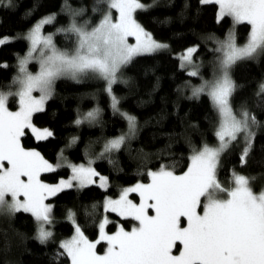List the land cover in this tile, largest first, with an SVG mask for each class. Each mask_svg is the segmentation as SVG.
Masks as SVG:
<instances>
[{
	"label": "snow or ice",
	"instance_id": "1",
	"mask_svg": "<svg viewBox=\"0 0 264 264\" xmlns=\"http://www.w3.org/2000/svg\"><path fill=\"white\" fill-rule=\"evenodd\" d=\"M200 4L217 5V23L230 17L232 28L224 40H218V72L212 80L205 81L192 90L193 97L204 93L218 113L219 124L215 132L217 145L204 143L199 150H193L187 171L180 175L161 165L158 171H149L151 183H137L122 190L117 200L106 199L105 211L116 212L122 217H131L138 226L131 231L123 228L113 235L105 233L107 219L99 224V238L90 241L75 223V213L68 212L73 221L74 235L59 244L70 264H264V190L254 192L252 181L233 170L230 186L225 187L218 179L221 157L232 144L243 135L244 149L241 163L246 162L252 147L251 131L258 121L246 109L235 113L231 97L235 92L229 69L238 61L254 59L264 54V0H199ZM108 8L119 15L115 20L109 11L90 30L87 23L77 24L75 20L67 28L57 29L75 37L71 49H61L53 42V35H42L45 25L51 24L55 15L37 21L24 39L29 48L24 56L17 57L18 74L13 77L17 91H0V212L10 215L17 212L30 213L36 222V239L46 243L53 232L46 228L52 224V206L45 204L48 196H54L65 188H72L73 181L79 188L94 183L98 174L90 166L68 164L72 176L56 185L42 183L41 172H52L57 167L45 160L39 152L26 150L21 146V137L30 129L37 140L47 139L53 133L48 129H38L32 123L34 113L44 111L45 102L53 95V86L59 78H70L79 82L89 75L106 82L105 91L111 96V106L119 111L118 98L112 94V85L118 82V72L138 55L150 54L168 48L157 42L152 35L136 21L134 14L146 11L151 5L140 0H105ZM0 4L10 6L11 0H0ZM246 23L250 26L247 41L240 46L236 43V26ZM134 37L136 43L129 44ZM10 42L0 38V45ZM197 47H189L178 56L181 67L193 66V54ZM31 61H36L39 70H28ZM6 67L7 65H0ZM198 76L199 71L188 72ZM33 93H39L34 96ZM264 94V83L257 95ZM18 98L19 108L10 111L9 97ZM98 109L90 111L84 120L95 121ZM128 122L129 132L105 144L104 151L120 149L127 137L136 129V117L121 113ZM77 125L81 119L75 121ZM74 137L71 143H75ZM7 162V166L3 162ZM27 177V180L21 179ZM100 186L107 183L106 177H99ZM140 195L139 205L128 199V194ZM23 199H19V197ZM10 197V202L9 198ZM202 209L199 214L197 209ZM152 209L155 215H149ZM186 218L187 226H182L181 218ZM107 241L103 255L97 254L96 246ZM179 241L183 245L180 254L172 250Z\"/></svg>",
	"mask_w": 264,
	"mask_h": 264
},
{
	"label": "trees",
	"instance_id": "2",
	"mask_svg": "<svg viewBox=\"0 0 264 264\" xmlns=\"http://www.w3.org/2000/svg\"><path fill=\"white\" fill-rule=\"evenodd\" d=\"M140 2L151 7L138 10L135 19L169 48L138 55L123 67V78L112 86L119 111L110 106L104 80L91 75L79 82L59 78L44 111L32 116L34 125L49 129L53 135L37 140L25 130L21 137L24 147L37 150L52 163L61 157L76 164L91 160L95 171L106 176L107 187L89 184L66 188L48 198L52 206V224L48 226L53 237L43 244L35 238L36 224L31 214L0 213V264H70L66 255H58L63 251L60 242L73 231L69 210L75 213L76 224L89 240L98 237V224L104 216L107 232H114L118 226L129 230L137 222L105 211L104 199L117 197L128 185L148 182V172L159 170L161 165L181 174L188 168L194 149L199 150L204 143H216L218 113L206 94L193 97L189 86L211 75L210 65L218 55L215 45L226 37L230 17L217 23V5H202L199 0ZM108 10L105 0H11L10 6L0 4V38L10 37V42L0 45V65H7L0 66V91H16L13 77L18 74L17 57L26 53L28 44L21 35L39 18L54 14V21L45 25L43 32L54 34L53 42L58 48L71 49L75 37L58 33L57 29L67 28L73 20L92 27ZM249 29L246 23L236 26L237 43L245 41ZM191 45L197 47L194 59H200L202 64L198 76H189L175 56ZM31 69H35V64ZM230 76L236 85L231 97L233 110L239 113L246 109L258 123L251 129L255 135L246 162L242 164L240 159L245 146L241 135L222 155L218 179L228 185L234 170L256 177L251 186L258 191L264 188V94L257 95L264 83V54L236 62L230 68ZM16 101L17 97H9V107L15 108ZM94 106L99 110L95 121L84 120ZM121 112L136 117V129L120 149L105 152V144L127 129ZM77 119L82 123L77 125ZM74 137L76 142L71 143ZM69 175L70 169L64 165L41 173L40 179L55 183ZM132 197L137 200L135 195ZM96 248L102 251L104 243H98Z\"/></svg>",
	"mask_w": 264,
	"mask_h": 264
},
{
	"label": "rangeland",
	"instance_id": "3",
	"mask_svg": "<svg viewBox=\"0 0 264 264\" xmlns=\"http://www.w3.org/2000/svg\"><path fill=\"white\" fill-rule=\"evenodd\" d=\"M142 3V2H141ZM144 4V3H143ZM146 5V4H145ZM107 7H108V5H107ZM218 7V6H217ZM109 9V8H108ZM111 12V15L113 16V19L115 20L116 18H118V15H119V13L115 10V9H109L108 11H107V13L108 12ZM47 16H49V15H46V16H43V17H41V18H39L37 21H39V20H41L42 18H44V17H47ZM103 18V17H102ZM102 18L98 21V23L102 20ZM134 18H135V14H134ZM231 19V18H230ZM36 21V22H37ZM137 21V20H136ZM35 22V23H36ZM138 22V21H137ZM34 23V24H35ZM97 23V24H98ZM33 24V25H34ZM96 24V25H97ZM32 25V26H33ZM96 25H94V26H96ZM232 25H233V21H232V19H231V26H230V29L232 28ZM32 26L28 29V30H26L25 31V33L23 34V35H21L23 38L26 36V34L28 33V31L32 28ZM94 26H92V27H94ZM44 28V27H43ZM88 28H89V30H90V28L91 27H89L88 26ZM229 29V30H230ZM250 30V29H249ZM146 31V30H145ZM235 31H236V29H235ZM146 32H148V31H146ZM229 32V31H228ZM227 32V33H228ZM149 33V32H148ZM42 35H48V34H46V33H44L43 32V29H42ZM227 35V34H226ZM153 37V36H152ZM3 38H9L10 39V37H3ZM247 38H248V35H247V37H246V39H245V41L243 42V43H241V44H239V43H237V40H236V43L238 44V45H240V46H242V45H244L245 43H246V41H247ZM153 39L155 40V41H157V42H160V43H164V44H167L166 42H163V41H159V40H156L154 37H153ZM225 39V38H224ZM223 39V40H224ZM26 41H27V50H26V53H27V51H28V48H29V41L27 40V39H25ZM222 41V40H221ZM128 43L129 44H135L136 43V41H135V38L134 37H129L128 38ZM168 45V44H167ZM189 47H196V45H191V46H189ZM189 47H187V48H189ZM215 47H216V49H217V47H218V43L215 45ZM169 48V47H168ZM168 48H166V49H161V50H158V51H156V52H153V53H157V52H162V51H166V50H168ZM186 48V49H187ZM186 49H184L182 52H178V53H176L175 54V56L178 58V56L181 54V53H183ZM25 53V54H26ZM218 53V55L216 56L217 58L215 59V61H214V63L212 64L211 63V65H210V70H211V75L209 76V78H201L200 79V81H199V83L198 84H195V85H190L189 86V90L192 92V90L194 89V88H196V87H200L205 81H208V80H212L213 79V77H214V74L215 73H217L218 72V58L219 57H221V53H219V52H217ZM24 54V55H25ZM151 54V53H150ZM195 54V53H194ZM194 54H193V65H195L196 67H193V66H188V67H186V68H183V69H185L186 70V72H187V74H188V72L189 71H193V70H198L199 71V74H200V70H201V68H202V64H201V60L199 59V60H196V59H194ZM23 55V56H24ZM178 62H179V65H180V67H181V63H180V60L178 59ZM212 62V61H211ZM32 64H35V69L34 70H32L31 69V65ZM123 67L124 66H122L121 67V69H120V71L118 72V74H117V76H118V81H120L123 77L121 76L122 75V70H123ZM28 70L30 71V72H33V73H35V72H37L38 70H39V65H38V63L36 62V61H31L30 63H29V65H28ZM229 72H230V69H229ZM85 78V77H84ZM70 79V78H69ZM105 82V81H104ZM105 86H106V82H105ZM113 86V85H112ZM16 91H17V88H16ZM108 94V93H107ZM112 94H113V92H112ZM33 95L34 96H39V93H33ZM109 95V94H108ZM114 95V94H113ZM109 98H110V106H111V96L109 95ZM16 107L15 108H10L9 107V105H8V107H9V110L10 111H17L18 110V108H19V105H18V98H17V101H16ZM46 103V102H45ZM45 105V104H44ZM95 108V109H94ZM111 108H112V106H111ZM113 109V108H112ZM94 110H97V108L94 106L93 108H91L90 109V111H94ZM90 111H88V112H90ZM234 111V110H233ZM116 112H118V111H116ZM235 112V111H234ZM121 113H125V112H121ZM235 113H237V114H239L238 112H235ZM129 115V114H128ZM124 117V116H123ZM126 120V119H125ZM127 121V120H126ZM34 125V124H33ZM36 128H38V129H47V128H43V127H38V126H36V125H34ZM26 130H28L32 135H33V137L35 138V135L31 132V130L30 129H26ZM49 130V129H48ZM217 130V129H216ZM129 132V129H128V122H127V129H126V131L124 132V133H122V134H127ZM216 132V131H215ZM122 134H119L118 136H120V135H122ZM118 136H116V137H118ZM130 136V135H129ZM128 136V137H129ZM116 137H114V138H112V139H115ZM127 137V138H128ZM216 137V136H215ZM36 139V138H35ZM112 139H110V140H112ZM20 142H21V140H20ZM217 143H218V141H217V139H216V143L215 144H213V145H210V146H215V145H217ZM21 146L22 147H24L23 145H22V143H21ZM26 150H35V149H33V148H27V147H24ZM35 151H37V150H35ZM38 152V151H37ZM41 155V154H40ZM46 160V159H45ZM48 161V160H47ZM50 164H52L53 166H56L58 163H61V158L59 159V160H57V162L56 163H52V162H50V161H48ZM4 164H5V166H7V162L5 161V162H3ZM62 163H63V165H65V166H67L68 164H72V165H81V164H83V165H85L86 167L87 166H89V164L88 163H72V162H69V161H66L65 159H62ZM189 165H190V163H189ZM92 168H93V166H92V164L90 165ZM189 167V166H188ZM69 169H70V175L68 176V177H65V178H61L60 180H58L57 182H55V183H48V182H45V181H42L41 179H40V176H39V179L41 180V182L42 183H45V184H48V185H56V184H58L61 180H68L71 176H72V171H71V168L69 167ZM94 169V168H93ZM188 169V168H187ZM187 169H186V171H187ZM95 170V169H94ZM155 171H158V170H155ZM155 171H153V172H155ZM96 172V171H95ZM41 173H45V172H41ZM40 173V174H41ZM97 173V172H96ZM98 174V173H97ZM182 174V173H181ZM177 175H180V174H177ZM101 176H103V177H106V176H104V175H101V174H98L97 176H95V177H93L92 179L94 180V183H92V184H96V185H98L100 188H102V189H105L106 187H107V185H108V181H107V183L105 184V186L104 187H101L100 186V180H99V177H101ZM21 179H24L25 181L27 180V177H21ZM222 184H223V182L222 181H220ZM137 183H140V182H137ZM137 183H134V184H131V185H128V186H126V187H124V188H122V190L123 189H126V188H129V187H134ZM149 183H151V178L149 177V180H148V182H146V183H140V184H149ZM73 187H77V186H75L76 185V181H73ZM224 185V184H223ZM225 187H229L230 186V183L228 184V185H224ZM66 189V188H65ZM122 190L120 191V194L117 196V197H106L105 199H104V204H105V201H106V199H113V200H117V199H119L120 198V195H121V193H122ZM261 190H264V188L263 189H259L258 191H254V192H256V193H259ZM136 196L137 197V200H134L133 199V197L132 196ZM51 196H48L46 199H45V204H49L48 203V201H47V199L48 198H50ZM9 199V202H10V197L8 198ZM19 199H23V197L21 196V197H19ZM128 199L129 200H131L132 201V203H134V204H137V205H139L140 204V202H141V198H140V195L138 194V193H136V192H132V193H129L128 194ZM104 204H103V206H104ZM104 210H105V208H104ZM197 211H198V213L199 214H202V209L201 208H198L197 209ZM0 213H4V214H6L7 212L6 211H4V212H0ZM116 213V212H115ZM30 214V213H29ZM117 214V213H116ZM148 214L149 215H155V213H154V211L152 210V209H149L148 210ZM120 216V215H119ZM122 217V216H121ZM131 218V217H130ZM105 219H107L106 218V216H104L103 218H102V220L99 222V224L101 223V222H103ZM181 220H182V226L183 227H186L187 226V220H186V218H181ZM70 222L72 223V225H73V231H72V233L70 234V236H68L67 238H65V239H63V240H67V239H70L73 235H74V224H73V221L72 220H70ZM137 223H136V225L135 226H138V221H136ZM76 223V222H75ZM35 224H36V222H35ZM99 224H98V237L95 239V240H90V241H92V242H95V241H97L98 240V238H99ZM135 226H133V227H135ZM133 227L131 228V229H129V230H125V231H131L132 229H133ZM46 228H48V230H50V228H49V226L48 225H46ZM122 227L121 226H118L117 227V229L114 231V232H107L106 231V225H105V233L107 234V235H113V234H115L118 230H120ZM51 231V230H50ZM62 240V241H63ZM101 242H103L104 243V248H103V250L102 251H98V249L96 248V252H97V254H100V255H103L104 253H105V251H106V249H107V247H108V245H107V241H101ZM182 249H183V245L182 244H180L179 243V241H177L176 242V246L173 248V250H172V254L173 255H179L180 254V251H182Z\"/></svg>",
	"mask_w": 264,
	"mask_h": 264
}]
</instances>
